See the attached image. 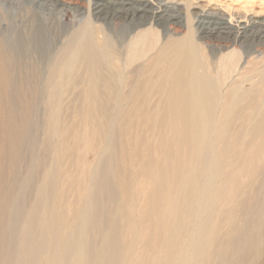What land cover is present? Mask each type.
<instances>
[{"label": "bare ground", "instance_id": "bare-ground-1", "mask_svg": "<svg viewBox=\"0 0 264 264\" xmlns=\"http://www.w3.org/2000/svg\"><path fill=\"white\" fill-rule=\"evenodd\" d=\"M69 1L0 0V264H264V22Z\"/></svg>", "mask_w": 264, "mask_h": 264}, {"label": "rangeland", "instance_id": "rangeland-1", "mask_svg": "<svg viewBox=\"0 0 264 264\" xmlns=\"http://www.w3.org/2000/svg\"><path fill=\"white\" fill-rule=\"evenodd\" d=\"M63 2L69 4L72 1L62 0ZM181 7L185 6L189 8L190 12L196 13L204 11L206 14H220L227 18V20L234 26L238 23H245L252 19H257L264 22V0H172ZM86 1H74L73 5H79L84 14H87V5ZM180 7V6H179ZM180 7V8H181ZM5 13L10 16L16 15L17 11L15 8L10 7L9 5L5 6ZM9 10V11H8ZM230 17L232 20H230ZM82 19V17H77L72 11L64 12L61 16V22L64 25L65 29L72 27V25L77 21ZM113 24V23H112ZM128 23L119 22L118 30H115V25H111L113 31L122 35L125 32V28ZM169 30L176 35H183L186 33L185 29H179L178 27H169ZM207 50L212 54L217 51H220L223 54H230L231 52L238 51L240 53L241 64L244 63L246 56L249 52L254 51V56L263 55L264 47L255 45L251 48L246 42L240 40L233 45H219L217 42H207ZM250 83L247 84V89H250ZM44 106L39 108V122H43L44 117ZM43 116V117H42ZM48 157V156H47Z\"/></svg>", "mask_w": 264, "mask_h": 264}]
</instances>
